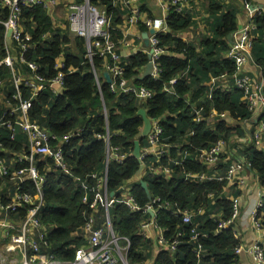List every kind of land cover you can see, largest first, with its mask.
I'll return each mask as SVG.
<instances>
[{
	"label": "trees",
	"instance_id": "1",
	"mask_svg": "<svg viewBox=\"0 0 264 264\" xmlns=\"http://www.w3.org/2000/svg\"><path fill=\"white\" fill-rule=\"evenodd\" d=\"M244 1L245 3L253 2V0ZM91 2L104 7L111 15L113 25L111 34L118 43L124 36L120 26L126 23L125 15L128 10L122 4L115 6L116 0H91ZM219 9L222 10L223 6L212 5L213 11ZM22 10V23L25 31L31 35V47L26 58L39 65L40 74L48 79L54 77L53 65L60 56L65 60L67 69L73 68L64 78L65 90L60 96L55 97L48 91H42L32 99L31 119L59 136L80 126L85 127L81 137L66 145V160L71 174L63 173L58 169L48 174L46 203L41 218L49 230L45 237L46 244H43V252L60 260H72L77 249L88 244L83 228L87 218L92 215V211L83 202L84 192L81 182L87 174L101 171L105 162V141L96 138L94 132L95 130L105 133L101 97L108 109L109 129L112 133H117L111 138V143L130 154L125 165L110 164L109 188L111 191L125 180L132 178L139 168V161L132 156V153L136 135L144 125L142 117L138 115L140 107L147 111L150 118H156L165 113L172 114L165 124L167 132L174 135L172 141H175L178 135H182L177 141L187 138V141L197 148L205 147L220 139H225L227 144L231 145V142L236 140V136L244 141L247 128L242 122H252L254 114L249 111L247 103L242 99V92L236 88L224 90L221 83L218 89L209 94L210 76L231 77L236 71L234 60L228 57L229 36L238 30L235 11L224 12L218 23L213 19V25H211L213 37H203L200 45L205 52L199 53L193 44L185 42L179 36L194 25L195 21L189 17L188 13L184 15L183 12L176 11L175 6H170L166 23L171 32L160 33L158 36L160 46L164 49V53L158 60L159 79L149 78L144 81L137 79L149 62L146 52H138L123 61L125 76L135 85H145L154 93L153 99L138 105L133 95L113 93L105 81L101 82V90L98 89L93 65L98 70H102V59L95 57L92 65L86 58L85 40L81 37L72 38L67 29L55 27L52 14L42 3L33 6L22 4ZM142 10H146L148 16H153L145 5ZM8 14V9L3 6V0H0V80L4 82L1 94L15 105L17 101L13 97L16 91L13 73L9 67L2 64L7 56L6 29L2 22L8 18ZM256 24L252 56L264 79V13L257 16ZM138 25L142 31H147L142 23ZM255 49L258 50L257 55L254 54ZM16 67L22 71V74L27 72V66L22 63L20 65L16 63ZM184 73H186L185 78L178 80L174 86L177 95L163 92L164 87L168 86L172 79ZM198 74L201 77H198ZM20 88L23 99L30 100L31 90L25 82H22ZM190 93L193 94L192 102H197L194 100L200 95L203 97L202 102L199 103L200 106L205 107L203 115L207 119L199 124L192 119L191 109L184 99ZM2 107L4 105H0V110ZM213 109L218 113L225 112L229 117L217 123L212 122L208 116ZM258 120L256 124L264 122V112ZM171 122H178L180 128L173 127ZM188 128L193 131L192 136L185 134ZM4 132L7 131L4 130ZM250 132L254 136L256 130L252 129ZM251 137L249 136V140L245 139L243 142L238 157L250 162L249 170L258 176L260 183L264 186V149L259 147L255 139ZM18 138L25 139L21 134ZM5 146L15 149V145L11 143ZM189 152L194 154L192 150ZM231 153L229 150L230 155ZM192 160L177 166L173 178L146 175L145 181L150 193L154 197L159 196L169 201L173 209L177 210L196 209L202 203L212 206V200L208 195L215 193L216 203L212 207L215 212L221 210L222 215L214 218L210 213L197 215L192 224H182L179 217L171 212H165L160 216L159 225L168 230L164 233L168 241L177 237L179 244L174 253L158 246L156 262L157 264H238L239 255L235 251L242 243L241 239L237 238L234 227L231 226L222 233H215L219 219L230 218L234 211L233 200L223 195L227 182L205 184L186 182L185 173L206 170L200 163L194 161L195 159ZM40 168H42L41 163ZM1 185L2 180H0V187ZM132 193L140 206H146L149 198L139 182L132 183ZM239 194L240 192H235L236 197ZM262 212L259 216L264 228V207ZM111 215L117 234L128 237L131 241L128 255L130 263L136 264L149 260L152 255L149 251L157 247V242L153 237L147 238L139 233L147 215L143 212H132L120 204L111 209ZM193 228L200 233L198 240H192ZM181 232L182 234L179 235ZM205 233H208V237L204 235ZM198 244L204 248L201 259H198L194 253V248ZM261 245L264 249V244L261 243Z\"/></svg>",
	"mask_w": 264,
	"mask_h": 264
},
{
	"label": "built area",
	"instance_id": "2",
	"mask_svg": "<svg viewBox=\"0 0 264 264\" xmlns=\"http://www.w3.org/2000/svg\"><path fill=\"white\" fill-rule=\"evenodd\" d=\"M187 1L158 0L164 12L162 17L143 16L141 0H116L114 2L115 6L122 4L128 10L125 15L126 23L120 26L122 31L129 25L139 23L145 25L148 30L155 29V32L149 36L150 47L153 50L149 59L153 64L150 77L152 80H158L160 77L158 60L164 53V49L160 46L158 36L160 33L167 32L166 9L173 5L176 7V11L182 13ZM38 3H42L52 14L53 8L58 5L59 1L3 0V6L8 9L9 14L2 24L5 26L6 33L12 29L13 45L18 51L19 65L21 63L26 65L27 72L22 74V71L18 70L6 43L7 56L2 64L12 70L16 87L13 97L17 104L13 105L8 99H5L4 94H1L4 82L0 80V105H4L0 110L2 111L0 114V180H2L0 187V248H3L2 251L0 250V264H5L4 261L7 260V264H133L128 259L131 248L130 239L118 235L113 226L111 209L117 204L124 205L135 213H145L147 218L142 222L139 233L147 238L155 235L159 247L167 248L174 253L179 244L178 238L176 237L171 241L165 238L164 233L168 230L159 225L160 216L165 212H171L181 219L182 224H192L197 215L207 213H210L211 217L214 218L217 216V212L212 207L216 203L215 193L208 195L212 200V206H206L202 203L196 209L177 210L173 209L169 201H165L159 196L154 197L152 194L146 206H140L132 193V183L126 184L127 180L114 191H111L109 188L110 164L115 163L123 166L130 154L123 152L121 147L111 143V138L117 133H112L109 129L108 109L103 97L101 100L105 133L95 130L94 132L96 138L105 141V162L101 171L87 174L81 182V188L84 192L83 202L92 211V215L87 218L83 228L88 244L78 248L72 260H60L43 252V244H46L45 237L49 230L41 218L46 203L45 191L48 174L54 169L71 174L70 166L66 160V145L81 137L85 127L80 126L65 135L59 136L51 133L30 117L33 106L32 99L42 91H48L55 97L60 96L65 90L64 78L67 73L73 70L71 67L67 69L65 60L60 56L53 65L54 77L48 79L45 75L40 74V67L36 62L26 58L31 47V35L25 31L22 23V4L33 6ZM260 14L261 8L251 10L248 23L235 35L228 51V57L234 60L236 66V71L231 76L229 88H236L242 92V99L253 114L264 112V80L258 82L246 70L247 63H254L252 49L257 30L256 19ZM112 29V17L104 7L92 4L91 0L73 1L68 5L70 36L81 37L85 40L86 58L92 65L95 57L102 59V70H98L93 65L98 89L101 90L102 81L107 82L104 73L108 72L112 79L109 86L113 93L131 94L139 104L146 103L154 98V93L145 85H135L125 76V65L123 64V57L118 51V44L122 43L128 46L129 42L126 40V36H123L117 43L112 37ZM185 76L186 73L172 79L170 84L164 87L163 92L177 95L174 86L178 80L185 78ZM22 82H25V85L31 90L30 100L23 99L20 88ZM186 103L191 109L192 119L196 124L207 119L203 115L205 107L200 106V103ZM171 116L170 113H165L156 118L148 116L151 120V130L142 140L144 144L141 143L140 158L137 159L139 165L145 164L144 179L146 175L157 178H173L177 166L195 159L194 161L200 163L206 170L185 173L184 180L188 183L205 184L226 181L227 188H239L246 184L247 180L243 176V171L245 167L250 166V162L233 158L234 156L229 154L225 139H220L201 148L193 146L187 141V138L177 141L182 135H178L177 139L172 141L174 135L167 132L165 128V124ZM226 117H229L227 113H218L214 109L209 112L208 116L215 123ZM171 123L173 127L180 128L178 122ZM257 129L253 138L256 144L262 147L264 122L260 123ZM4 130L7 132L5 133ZM19 134L23 135L25 139L20 140ZM185 134L192 136L193 131L188 128ZM7 143L15 145V149L7 148L5 146ZM189 150L194 151V154H191ZM224 154L231 157L225 163L222 161ZM40 163L42 168H40ZM223 167L226 168L223 170ZM112 192H114L113 196L111 195ZM233 202L232 216L228 219L220 218L215 233H222L234 226L239 218V201L234 199ZM263 207L264 199L260 197L255 208L251 210L252 221L258 230L262 228V219L259 213L262 212ZM207 234L204 235L208 237ZM192 235V240H198L200 233L193 228ZM237 238H239L238 235ZM203 251L204 248L201 244L194 248V253L198 259H201ZM244 251L252 256L253 264H264V249L260 243L256 242L249 246L241 244L236 248L235 253L239 255ZM17 257H20L19 260ZM136 264L157 263L153 259Z\"/></svg>",
	"mask_w": 264,
	"mask_h": 264
},
{
	"label": "crops",
	"instance_id": "3",
	"mask_svg": "<svg viewBox=\"0 0 264 264\" xmlns=\"http://www.w3.org/2000/svg\"><path fill=\"white\" fill-rule=\"evenodd\" d=\"M58 5L52 10V19L54 22V26L61 28L63 30H68V5L73 1H81V0H58ZM264 1V0H263ZM222 5V10H212V5ZM257 5V3L253 0L252 3H245L244 0H188L187 4L185 5L184 11L182 14L186 15L187 13L190 15L189 17L192 18L193 21H195V24L192 25L188 30L183 31L180 33V38H182L185 42H189L193 44L199 53L205 52L204 48L200 45L203 37L205 36H211L213 37V31L211 30V25H213V19H215V22L218 23L220 17L222 14L226 11H235L236 19L238 25L241 26V29L248 23L249 17H250V7L252 5ZM146 6L147 9L151 12L153 15L152 17L157 16H163L164 12L162 11V8L159 5L158 0H141V9L142 7ZM249 5V6H248ZM261 8V13H264V2L262 5H259ZM65 10V15H64ZM169 8L166 9L165 13V19L168 17ZM143 16H148V13L146 10H142ZM143 25V24H142ZM145 26V25H144ZM146 27V26H145ZM147 28V27H146ZM241 29H238L235 33L231 34L232 38H229V43L234 41V37L236 34H238ZM150 30L142 31L140 29V25L138 24H132L127 26L126 29L123 30L124 36H126V40L129 42V45L126 46L122 43L118 44V51L123 57V61L128 58L129 56L136 54L138 52H146L148 54L149 47H147L145 42L144 33H149ZM258 32V31H257ZM234 35V36H233ZM259 35V34H258ZM150 36V34H149ZM254 54H258V50L255 49ZM215 60V59H213ZM145 69V68H144ZM144 69L141 71V74H143ZM246 70L249 73V75L257 80L258 82L263 81V77L261 74L260 68L255 65V63L249 62L246 65ZM198 77H201L200 74H198ZM231 77H220L216 78L214 76H210V89L209 94L213 93L214 90L219 88V84H223V89H231L229 88ZM194 85H197L194 83ZM193 94L190 93L187 95L184 99L186 102H192ZM203 97L200 95L196 100L197 102L193 103H199L202 102ZM262 113H257L253 115V121L252 122H242L246 128H247V135L244 138L246 140H249V136H252V133L250 132L252 129H255L256 131L257 126L259 124H256L259 120V117ZM213 122V120H212ZM236 140L231 142V145H227L228 150H231V155H233V158L245 161V159H242L241 157H238L239 150L243 147V139H238V137H235ZM253 138V136L251 137ZM262 144H264V133H263V139ZM231 157L228 154H224L222 157V161L225 163L229 161ZM224 168V167H223ZM243 176L246 178L247 182L243 187L239 188H224L223 195L226 198H229L231 200L238 199L239 201V211L240 216L237 219L236 223L234 224V229L241 239V243L244 246H249L251 244H254L256 242L264 244V228L262 227L260 230H258L251 217V210L255 208L258 200L260 197L264 198V186L260 183L258 176L249 170V167H245V170L243 171ZM240 192V194L236 197L235 192ZM222 211L217 212V216H221ZM263 215V213H262ZM154 240L156 241V236H152ZM157 242V241H156ZM1 244V243H0ZM158 244L157 247L149 251L151 257L149 258V261H152L155 258V253L157 257V251H158ZM151 249V248H150ZM157 263V262H156ZM238 264H253L252 256L247 252L244 251L239 254V262Z\"/></svg>",
	"mask_w": 264,
	"mask_h": 264
},
{
	"label": "water",
	"instance_id": "4",
	"mask_svg": "<svg viewBox=\"0 0 264 264\" xmlns=\"http://www.w3.org/2000/svg\"><path fill=\"white\" fill-rule=\"evenodd\" d=\"M254 1L257 3V5L253 4L250 7V10H254L256 8H259L260 7L259 5H262L263 2H264L263 0H254ZM238 29H241L240 25H238ZM154 32H155V29H150L149 33H144L146 45L150 49V51L148 53V58L149 59L151 58V54L153 52L152 48L150 47V43H149V34H152ZM167 32L168 33L171 32L169 28H167ZM229 38H232V35H230ZM6 43H7L8 47H9V49L11 51L12 59L16 63H19L18 51L13 45L12 29H9L7 31V33H6ZM152 71H153V64H152L151 61H149L147 63V65H146L144 71H143V74L140 75L137 79L138 80H142V81L148 80L151 77ZM104 77L106 78V81H107L108 84L112 83L111 76H110V74L108 72L104 73ZM137 104L139 105L138 101H137ZM138 115L142 117V119L144 121V125H143V128L136 135V139L134 141L133 156L136 159L140 158V150H141L142 140L144 139V137H146L149 134V132L151 130V120L148 117L147 111L144 108H139L138 109ZM144 170H145V164L141 163L139 165V168H138L137 172L135 173V175L132 178L128 179L126 181V184L133 183V182H139L142 185V187L144 188V190L146 191V194H147L148 198H150L151 193H150V190L148 188V184H147V182L145 181V179L143 177ZM111 195L113 196L114 192H112ZM150 213H151V211H150Z\"/></svg>",
	"mask_w": 264,
	"mask_h": 264
},
{
	"label": "rangeland",
	"instance_id": "5",
	"mask_svg": "<svg viewBox=\"0 0 264 264\" xmlns=\"http://www.w3.org/2000/svg\"><path fill=\"white\" fill-rule=\"evenodd\" d=\"M56 7V6H55ZM54 9V8H53ZM67 14H68V12H67ZM64 15H65V10H64ZM66 28H68V25H67V27ZM73 37V36H72ZM262 148L264 149V144L262 145ZM0 250L2 251L3 250V248L1 247L0 248ZM19 258L20 257H17V259L19 260ZM6 260V259H5ZM5 262V264H7L8 263V260L7 261H4ZM19 262V261H18Z\"/></svg>",
	"mask_w": 264,
	"mask_h": 264
}]
</instances>
